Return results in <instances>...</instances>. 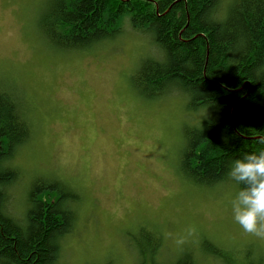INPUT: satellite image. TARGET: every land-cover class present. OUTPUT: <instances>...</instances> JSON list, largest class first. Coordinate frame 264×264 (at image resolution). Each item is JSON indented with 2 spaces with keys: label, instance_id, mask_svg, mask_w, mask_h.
I'll return each instance as SVG.
<instances>
[{
  "label": "rangeland",
  "instance_id": "rangeland-1",
  "mask_svg": "<svg viewBox=\"0 0 264 264\" xmlns=\"http://www.w3.org/2000/svg\"><path fill=\"white\" fill-rule=\"evenodd\" d=\"M48 3L0 0V87L27 99L34 127L13 160L10 214L24 211L35 178L57 179L80 197L60 264H133L143 233L161 235L158 262L191 253L197 264H264V238L232 220L234 185L199 187L180 173L182 129L194 118L185 98L132 88L140 62L160 59L150 37L126 22L95 49L60 51L39 28ZM209 244L228 259H211Z\"/></svg>",
  "mask_w": 264,
  "mask_h": 264
},
{
  "label": "trees",
  "instance_id": "trees-1",
  "mask_svg": "<svg viewBox=\"0 0 264 264\" xmlns=\"http://www.w3.org/2000/svg\"><path fill=\"white\" fill-rule=\"evenodd\" d=\"M126 22L160 55L140 62L132 88L149 100L176 93L194 114L182 129L180 173L199 187L231 184L230 161L264 150L257 143L264 136V0H49L39 28L53 48L90 51L114 40ZM24 101L0 87V264H60L79 194L57 179L35 178L24 211L8 210L21 175L13 160L33 139ZM208 247L211 259H228ZM161 250V235H137L133 264L198 263L191 253L158 262Z\"/></svg>",
  "mask_w": 264,
  "mask_h": 264
},
{
  "label": "clouds",
  "instance_id": "clouds-1",
  "mask_svg": "<svg viewBox=\"0 0 264 264\" xmlns=\"http://www.w3.org/2000/svg\"><path fill=\"white\" fill-rule=\"evenodd\" d=\"M257 143L264 144V136ZM226 177L235 187L230 200L232 220L245 233L264 238V150L230 161Z\"/></svg>",
  "mask_w": 264,
  "mask_h": 264
},
{
  "label": "bare ground",
  "instance_id": "bare-ground-1",
  "mask_svg": "<svg viewBox=\"0 0 264 264\" xmlns=\"http://www.w3.org/2000/svg\"><path fill=\"white\" fill-rule=\"evenodd\" d=\"M124 1H125V0H124ZM225 1H227V0H225ZM154 49L159 53V50L157 49V47L154 46Z\"/></svg>",
  "mask_w": 264,
  "mask_h": 264
}]
</instances>
